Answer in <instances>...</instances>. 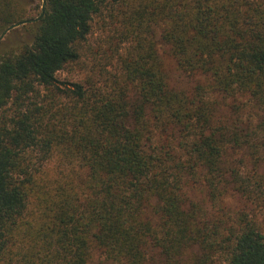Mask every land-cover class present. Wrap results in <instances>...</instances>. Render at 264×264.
Masks as SVG:
<instances>
[{
    "label": "trees",
    "instance_id": "trees-1",
    "mask_svg": "<svg viewBox=\"0 0 264 264\" xmlns=\"http://www.w3.org/2000/svg\"><path fill=\"white\" fill-rule=\"evenodd\" d=\"M116 4L121 77L61 90L57 73ZM41 13L0 0V35L33 28L0 53V264H92L96 250L110 264H154L156 250L162 264H264V224L242 212L224 226L185 195L202 181L213 202L232 192L264 210V0H46ZM159 44L209 83L174 88ZM212 92L262 114L230 120ZM230 148L252 169L227 166Z\"/></svg>",
    "mask_w": 264,
    "mask_h": 264
},
{
    "label": "rangeland",
    "instance_id": "rangeland-1",
    "mask_svg": "<svg viewBox=\"0 0 264 264\" xmlns=\"http://www.w3.org/2000/svg\"><path fill=\"white\" fill-rule=\"evenodd\" d=\"M23 5L30 16H36L42 9L43 0H13ZM137 0H133L135 3ZM127 5H113L104 9L102 13L95 16L92 21V30L88 40L83 44L81 49V57L79 60L67 64L57 73L60 82L58 85L62 90L70 82L85 83L88 78L98 81V86L110 89V83L113 79L121 77L120 58L125 54L129 43L122 42V11L126 10ZM161 27H156V37L160 40ZM33 28L21 25L11 28L0 40V53H4L14 47L21 46L24 41L29 38V33ZM159 53L163 60L170 65V84L179 90L185 91L187 94L194 96L198 85H207L209 78L201 74H190L178 68L176 62L169 53V47L159 44ZM58 88H54L52 97L61 101L63 94ZM47 89L41 87V94L45 95ZM216 102V112L219 115L231 117L233 120L237 117L246 119L253 117L258 120L262 114L253 100L248 96L233 97L219 92H212L208 96ZM65 99H63V102ZM48 102V101H47ZM62 103V101H61ZM246 150L228 149L224 162L237 166H245L252 169L250 158L245 154ZM241 160L243 163H241ZM56 165V164H55ZM54 165V166H55ZM258 172L264 174V164L257 167ZM185 195L187 198V207L192 203L196 205L201 214L208 220L222 219L223 225L233 223L238 215L242 212L254 216L262 225L264 224V210L247 201L242 195L237 193H228L218 202L210 199L208 186L198 181L190 183L185 187ZM34 209V208H33ZM192 251H195L194 249ZM92 264H110L106 262L100 251L93 253ZM154 264H162L158 250L154 253ZM212 264H224L223 260L217 258Z\"/></svg>",
    "mask_w": 264,
    "mask_h": 264
},
{
    "label": "water",
    "instance_id": "water-1",
    "mask_svg": "<svg viewBox=\"0 0 264 264\" xmlns=\"http://www.w3.org/2000/svg\"><path fill=\"white\" fill-rule=\"evenodd\" d=\"M45 7H46V0H43V4H42V13H41V15H40L39 17H41V16L43 15L44 10H45ZM37 19H38V18H34V19H32L31 21H35V20H37ZM26 22H28V20H25V21H23V22H18V23H16V24L12 25V26H11L10 28H8L3 34L0 35V40H1L2 37L6 34V32L9 31L11 28L17 27V26H19V25H21V24H23V23H26Z\"/></svg>",
    "mask_w": 264,
    "mask_h": 264
}]
</instances>
